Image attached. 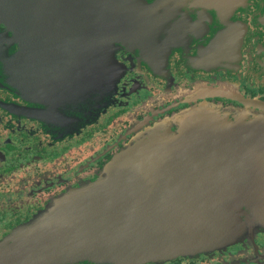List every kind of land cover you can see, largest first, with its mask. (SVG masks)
Wrapping results in <instances>:
<instances>
[{
  "label": "flooded vegetation",
  "instance_id": "af4514ba",
  "mask_svg": "<svg viewBox=\"0 0 264 264\" xmlns=\"http://www.w3.org/2000/svg\"><path fill=\"white\" fill-rule=\"evenodd\" d=\"M60 4L41 8L37 38L0 24V245L54 199L96 180L146 127L202 101L264 103V0H115L124 15L96 62L77 49L79 8ZM95 71L109 86L96 105ZM29 250L23 239L0 246V264H32ZM159 264H264V231Z\"/></svg>",
  "mask_w": 264,
  "mask_h": 264
},
{
  "label": "water",
  "instance_id": "95a60500",
  "mask_svg": "<svg viewBox=\"0 0 264 264\" xmlns=\"http://www.w3.org/2000/svg\"><path fill=\"white\" fill-rule=\"evenodd\" d=\"M114 1L0 0V24L19 30L23 39L37 38L43 6L77 7L71 15L78 22L73 30L85 42L77 49L92 50L96 62L109 28L124 15ZM207 106L194 108L197 135L133 139L95 181L59 197L63 203L53 212L51 203L24 227L50 216L46 230L37 232L45 247H31L28 254H41L49 262L61 250L73 248L90 261L156 263L195 256L264 231V117L249 119L241 130L235 120L231 134L218 138L221 129L215 128L223 124L216 126L206 116L215 110ZM245 106L264 111L262 103ZM24 229L17 233L22 236Z\"/></svg>",
  "mask_w": 264,
  "mask_h": 264
},
{
  "label": "rangeland",
  "instance_id": "374dc122",
  "mask_svg": "<svg viewBox=\"0 0 264 264\" xmlns=\"http://www.w3.org/2000/svg\"><path fill=\"white\" fill-rule=\"evenodd\" d=\"M113 62H115V60H114V58H112V52H110L109 53V71H110L111 67L113 66ZM99 69L102 71L101 67ZM105 71L107 72V69H105L104 72ZM95 76L98 79H96V81H95L96 86H94V84H93L94 88L92 90H93V94H94L93 95V100H94L93 104L96 105L100 95L104 91H106L109 86L105 85V87L104 86L102 88L100 87V84H102V83H99V81L101 79H100V76L97 75L96 71H95V74L93 76V83H94V77ZM114 78L115 77H112L109 79L112 81V80H114ZM109 79L107 81H109ZM88 80H91V79H88ZM237 101L239 104L238 107H234L231 105L227 106V107H223L220 104L214 105L212 103H207V102L202 101L201 103H198V104L190 107L187 110L180 111L179 113H177V114H175V115H173L167 119H164L159 123L154 124L153 126L146 127L141 132L136 133L135 136L132 139H130L129 141H127V143L121 149H123L126 145H128L131 140H133V139L137 140L138 138H139V140H145V139H150V138L154 139V140H161V139H164L167 137H186V135H188V134L197 135L199 130H196V129L198 128L197 125H198L199 119L197 117V111H196L197 109L194 110V108H198V105H200V104H207L208 105L207 107L215 109L214 111L210 112V115H206V116H209V117L212 116V119H214L213 122H215L216 126H218L219 124H223L222 127H216L215 128L216 130L221 129L220 131L217 132L218 138H222L224 136H229L231 134V132L233 131V128L230 127V124L233 123L235 120L239 121L237 128H238V130H241V129H244L245 124H246L245 122L249 121V119H257L261 116L264 117V111L262 109H258L256 107L249 108L248 106L247 107L245 106V102H254V103H258V104L262 103V102H259V101L253 100V99H238ZM262 104H264V103H262ZM224 125H227L228 127L224 128ZM74 126L75 125H72L69 128L71 129ZM214 126L212 125V126L208 127L207 129H212ZM68 130L69 129H65V131H68ZM71 190H73V189H71ZM71 190L67 191L63 195L69 194V192ZM61 196H59V197H61ZM59 197H57L56 199H54L51 202V203H53L52 205L54 207V208L50 209L51 212H53L57 206H59L60 204L63 203L60 199H58ZM50 204H48L46 206V208ZM43 211H41V212H43ZM37 216L35 217V219L37 218ZM48 218H50V216H48V217L44 216V217L40 218L38 225L30 226L27 229L25 228L26 230L24 229V227L27 224L24 225V227L23 226L20 227L19 229H24L23 230L24 233L22 234V236L17 233L18 232L17 231L18 229H17L14 231L13 238L5 240L6 244H1L0 246H10L12 244H14V246H18L19 240L23 239L24 241L28 242L29 247H39V248L45 247V244L40 242V240L38 239L37 232H39V231L42 232L43 230H46V228L50 225ZM32 223H33V221L29 222L28 224H32ZM47 232H49L50 234L53 235V233H51L50 231H47ZM230 245H232V243L227 244L224 247L230 246ZM213 250H216V249H211L209 251H203L201 253H207V252H210ZM60 253H62V254L56 255L55 258L49 262H47L45 260V262H43V264H81V263L108 264V263H103V262H99V261H93V260L90 261L88 259H84V256L79 251H77L76 249L74 250L73 248H71V250H61ZM201 253H199V254H201ZM191 257H193V256H191ZM169 260H171V259H166V260L156 262L153 264H159V263H163V262H166ZM29 261L32 264H36V263L40 262L39 258H37V257H31V258H29ZM111 263H117V262L113 261ZM142 264H151V263H142Z\"/></svg>",
  "mask_w": 264,
  "mask_h": 264
}]
</instances>
